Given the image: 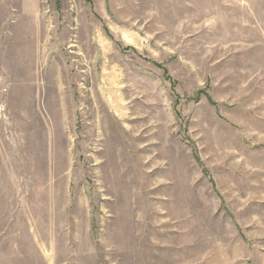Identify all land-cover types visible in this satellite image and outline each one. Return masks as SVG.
I'll return each mask as SVG.
<instances>
[{"label":"rangeland","instance_id":"rangeland-1","mask_svg":"<svg viewBox=\"0 0 264 264\" xmlns=\"http://www.w3.org/2000/svg\"><path fill=\"white\" fill-rule=\"evenodd\" d=\"M0 264H264V0H0Z\"/></svg>","mask_w":264,"mask_h":264}]
</instances>
